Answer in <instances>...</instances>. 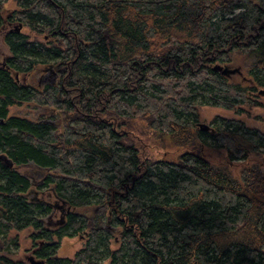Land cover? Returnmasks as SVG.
<instances>
[{
	"label": "trees",
	"instance_id": "16d2710c",
	"mask_svg": "<svg viewBox=\"0 0 264 264\" xmlns=\"http://www.w3.org/2000/svg\"><path fill=\"white\" fill-rule=\"evenodd\" d=\"M5 2L0 156L13 166L0 159V264H33L5 255L17 245L11 232L28 228L42 264H264V170L247 166L238 181L202 154L246 163L264 155V132L220 116L198 127L202 107L258 106L264 0H17L7 16ZM234 55L250 61L241 82L214 70ZM40 70L56 81L15 78ZM26 103L61 123L9 116ZM140 120L183 153H142L127 130ZM58 204L64 221L51 227ZM78 235L84 247L60 257L63 240Z\"/></svg>",
	"mask_w": 264,
	"mask_h": 264
},
{
	"label": "rangeland",
	"instance_id": "374dc122",
	"mask_svg": "<svg viewBox=\"0 0 264 264\" xmlns=\"http://www.w3.org/2000/svg\"><path fill=\"white\" fill-rule=\"evenodd\" d=\"M15 10H19L17 5V0H7L4 4V15H9ZM22 33L25 35H28L31 40H41L47 42L45 40L44 35H37L36 33L30 31L27 28L22 29ZM1 53H5V55H8V48L4 43L3 35L0 34V56ZM2 60V57L0 58ZM0 60V61H1ZM250 66V61L246 56H240V55H234L232 57V64L230 65V68H240L243 76L247 78L248 69ZM52 75L51 72L47 71H37L36 73H32V75H29L27 77V84H35L36 86H39L37 84H40V86L52 83V81H55L54 77H47L48 80L43 81L44 75ZM233 80L235 81H242V78L240 75H232L231 76ZM42 81V82H41ZM33 82V83H32ZM33 84V85H34ZM256 100L258 103V106L254 107H245V113L243 114H237L235 111H229L221 108L216 107H209L205 106L200 108V118H199V124H206L210 127H212V122L215 119L216 116H220L227 119H236L243 121L247 127L250 129H257L262 132H264V96H259L258 93L256 94ZM9 116L12 117H21L26 118L29 120L37 121V120H51L55 124H60L61 120L57 119V117L51 116V112L48 109L42 108L38 106L35 103H26L19 107H13L10 109ZM131 135L134 136L138 142L140 143V147L142 148V153L146 155L153 156L155 158H168L171 160H176L180 154L183 153L184 149L180 146H177L168 136L166 135H158L157 133H154L150 129H148V125L143 121H136L133 124V127L130 129ZM203 156L213 165L219 166V167H225L227 168L233 178L240 181L241 180V172L244 168L247 166L252 165H260L261 168L264 170V155H251L248 162L246 163H229L227 152L224 150H214L213 148H203L202 149ZM21 172L29 173L32 175V177L37 176V173L34 169L25 166L20 168ZM37 183V182H36ZM45 190H42V193ZM41 195V194H37ZM34 197H37L34 195ZM41 198H45V196H39ZM51 202H55V200H51ZM59 205V204H58ZM80 211V210H79ZM94 213L103 214L105 212V209L99 207H96L94 209ZM81 212H84L81 210ZM62 212L59 209V207L54 209V212L52 214V217L50 218V221L48 224L51 227L59 225V221L61 220ZM108 230L112 231L116 235L117 230L114 229L111 226H107ZM34 233V230L32 228H28L22 232L12 231L10 234V238L16 240V244L12 245L10 248V251L6 253L8 257H10L14 261H20L25 263H31V262H39V259L35 256V244L33 243L31 236ZM118 237V235H116ZM116 238L115 241L112 242V248L116 249L119 246V242ZM85 240L83 236L78 235L72 238H65L61 244V247L58 251V255L63 258H73L74 255L84 247ZM32 259V261H31Z\"/></svg>",
	"mask_w": 264,
	"mask_h": 264
},
{
	"label": "water",
	"instance_id": "95a60500",
	"mask_svg": "<svg viewBox=\"0 0 264 264\" xmlns=\"http://www.w3.org/2000/svg\"><path fill=\"white\" fill-rule=\"evenodd\" d=\"M214 70L220 71V73L222 75L226 76V77H231L232 75H240V76H243V73H242V71H241L240 68L232 69V68H230L228 66H224L223 67V66L217 65V66L214 67ZM259 96H264V89L259 92ZM198 127L201 130H203V131H207L210 128V126H208L206 124H202V123L198 124ZM0 159H3L4 161H6V163H8L9 166H11V167L13 166V163L10 160H8L6 156L1 155L0 156ZM31 261H32V259H31ZM31 263H33V264H42L40 262H37V263L36 262H31Z\"/></svg>",
	"mask_w": 264,
	"mask_h": 264
},
{
	"label": "flooded vegetation",
	"instance_id": "af4514ba",
	"mask_svg": "<svg viewBox=\"0 0 264 264\" xmlns=\"http://www.w3.org/2000/svg\"><path fill=\"white\" fill-rule=\"evenodd\" d=\"M2 57V60L0 61V63H5L6 62V59H7V55H5V53H1V56H0V58ZM52 75L50 76V74H48V75H44V77H43V81H45V80H48L47 79V77L49 76V77H54V79H55V81H56V76L53 74V73H51ZM18 75H16L15 76V78H16V80L18 81V82H20V81H22L24 84H27V78H24V77H22V79H20V77L18 76ZM28 77V76H27ZM42 82V81H41ZM54 81H52V83H53ZM33 83V82H32ZM34 84V83H33ZM37 85H39L40 86V84H37ZM57 207H59V209L61 210V212H62V216H61V220L59 221V223H61V222H63L64 221V215H65V210H64V208L63 207H61V206H59V205H57L56 206V208Z\"/></svg>",
	"mask_w": 264,
	"mask_h": 264
}]
</instances>
